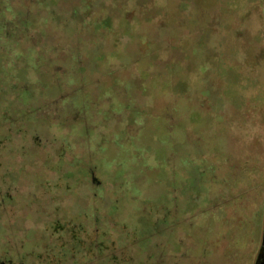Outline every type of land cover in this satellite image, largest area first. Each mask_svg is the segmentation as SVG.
<instances>
[{"label":"rangeland","instance_id":"1","mask_svg":"<svg viewBox=\"0 0 264 264\" xmlns=\"http://www.w3.org/2000/svg\"><path fill=\"white\" fill-rule=\"evenodd\" d=\"M0 71V262L250 264L264 0H0Z\"/></svg>","mask_w":264,"mask_h":264},{"label":"trees","instance_id":"2","mask_svg":"<svg viewBox=\"0 0 264 264\" xmlns=\"http://www.w3.org/2000/svg\"><path fill=\"white\" fill-rule=\"evenodd\" d=\"M0 73H1V71H0ZM2 74H0V79H2ZM28 76V75H27ZM27 76H25V77H27ZM26 79V84L23 86L25 89H33L34 87L33 86H31V83H32V81H31V79L30 78H25ZM29 82V83H28ZM29 86H30V88H29ZM33 100V99H32ZM32 104H33V106H31L32 108H33V111L35 112V110L36 109H38L39 108V106H37L36 107V105L37 104H34L33 103V101H32ZM35 105V106H34ZM16 124V123H15ZM14 127H16L17 129H20V127L16 124V125H14ZM6 133H8V132H6ZM11 133V132H10ZM44 136V135H43ZM38 138V137H37ZM38 140L41 142V138L39 137L38 138ZM77 161H79V162H77ZM77 161H76V164H78V165H73L75 168H73V170H74V172H76L77 173V175H75L76 176V181H78V179H79V177H80V175H82V173L84 174L85 172L87 173V174H89L90 173V175H92L91 176V179H93V168H91L89 165H87L85 168H83L82 166H81V162H80V160L79 159H77ZM88 170V171H87ZM74 176V177H75ZM69 177V176H68ZM76 181L74 180V182L73 183H75L76 184ZM99 185V184H98ZM97 185V186H98ZM75 186H77V185H75ZM96 186V187H97ZM78 187H80L79 186V184H78ZM126 186L125 185H121V191H124ZM98 191H95V193H94V195H96V196H93V202L94 203H96L97 205H93V207H91L89 204H88V206L85 208V207H83V209H82V211L81 212H83L84 214H83V216H88L87 218H90L91 220H85V221H81V219L79 220V217L77 218V217H74V218H72L73 219V221L74 222H77L76 224L78 225V228H79V232H80V234H82L85 230H87V228H88V226H89V224L91 223V221H93L94 222V227H93V229L96 231V230H98L99 228H98V226H100L102 223L101 222H103V218L100 216L101 215V211H100V209H99V211H98V207L96 208V206H98V201H97V199L99 198L98 197V193H97ZM102 193V192H101ZM98 197V198H97ZM1 198H2V196H1ZM130 198V197H129ZM2 201H3V199H2ZM93 208V209H92ZM149 211V210H148ZM151 214V213H150ZM79 215V214H78ZM91 215H93V217H90ZM152 215H149V217H151ZM93 219V220H92ZM90 221V222H89ZM73 223V222H72ZM100 224V225H99ZM93 230V231H94ZM131 234H133V239H131V240H134V241H136V236L138 235V233L137 234H135V232L134 231H132L131 232ZM65 252V251H64ZM112 260H113V262H111V264H129V262H127V256H125V255H122V256H119V257H113L112 258Z\"/></svg>","mask_w":264,"mask_h":264},{"label":"flooded vegetation","instance_id":"3","mask_svg":"<svg viewBox=\"0 0 264 264\" xmlns=\"http://www.w3.org/2000/svg\"><path fill=\"white\" fill-rule=\"evenodd\" d=\"M0 264H5L3 261ZM250 264H264V205H263V215L260 224V232L258 235V240L253 251L252 259Z\"/></svg>","mask_w":264,"mask_h":264},{"label":"water","instance_id":"4","mask_svg":"<svg viewBox=\"0 0 264 264\" xmlns=\"http://www.w3.org/2000/svg\"><path fill=\"white\" fill-rule=\"evenodd\" d=\"M93 180L95 181V178H93ZM96 183H98V182H96Z\"/></svg>","mask_w":264,"mask_h":264},{"label":"bare ground","instance_id":"5","mask_svg":"<svg viewBox=\"0 0 264 264\" xmlns=\"http://www.w3.org/2000/svg\"><path fill=\"white\" fill-rule=\"evenodd\" d=\"M178 246V245H177Z\"/></svg>","mask_w":264,"mask_h":264}]
</instances>
